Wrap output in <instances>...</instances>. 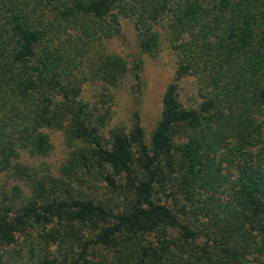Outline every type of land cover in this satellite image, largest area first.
I'll list each match as a JSON object with an SVG mask.
<instances>
[{
  "label": "trees",
  "instance_id": "obj_1",
  "mask_svg": "<svg viewBox=\"0 0 264 264\" xmlns=\"http://www.w3.org/2000/svg\"><path fill=\"white\" fill-rule=\"evenodd\" d=\"M125 19L142 54L175 56L149 134L140 107L115 121L127 80L138 104L143 86V60L107 46ZM263 112L264 0H0V175L31 198L4 194L0 264L34 224L59 248L42 264H264ZM49 130L72 148L52 174L26 162Z\"/></svg>",
  "mask_w": 264,
  "mask_h": 264
},
{
  "label": "rangeland",
  "instance_id": "obj_2",
  "mask_svg": "<svg viewBox=\"0 0 264 264\" xmlns=\"http://www.w3.org/2000/svg\"><path fill=\"white\" fill-rule=\"evenodd\" d=\"M122 26L123 29L120 36L107 43L108 49L111 52L128 58L130 62L133 60H143V86L140 94L141 101L138 104L139 99L131 88L133 80L131 78L127 80L124 90L116 96V104L113 108V110H116L115 121L119 124L130 126L133 110L140 107L144 124L149 134L160 118L163 93L167 85L174 79L175 56L166 43H164L160 54L156 57L142 54L139 49V40L134 24L130 20L125 19L122 22ZM180 86V98L185 105H190L194 97L200 100L198 96L199 85L194 78L183 80ZM87 88V96L94 102L96 94L100 92L101 87L88 85ZM260 121L263 125L264 141V112L261 115ZM48 133L53 144V150H51L50 154L45 158H35L29 161L26 160V162L39 170L44 169L45 172L52 174V170L57 172L58 168L65 162L72 148L68 144L63 132L49 130ZM256 161L264 163V153L257 154ZM16 186L22 190L21 196L16 199L18 206L21 207L28 203L31 198L26 184L20 180H16L10 174H5L0 175V205H3L4 203L2 202L6 201L5 192L11 194L13 188ZM97 192L98 199H107L108 195L103 187L99 188ZM42 232L43 227L37 224H34L23 232H19L16 235V242L4 248L6 260L14 264H42L45 260L52 262V254H58L59 248L57 246L52 247V242H46L42 237ZM62 253H64V250Z\"/></svg>",
  "mask_w": 264,
  "mask_h": 264
}]
</instances>
